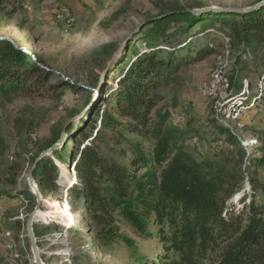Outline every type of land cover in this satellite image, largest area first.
Returning <instances> with one entry per match:
<instances>
[{
	"label": "trees",
	"instance_id": "16d2710c",
	"mask_svg": "<svg viewBox=\"0 0 264 264\" xmlns=\"http://www.w3.org/2000/svg\"><path fill=\"white\" fill-rule=\"evenodd\" d=\"M191 10L169 6L145 22L116 68V85L107 88L105 103L66 127L63 146L38 162L34 177L43 197L46 186L51 192L60 190L56 183L59 166L71 165L67 169H72L77 181L71 185L68 181L63 187L71 202H78L80 210L90 216L106 249L123 244L135 250V240L121 233V225L145 240L151 237L153 225L163 246L162 264H264V180L259 178V172H264V129L256 133L261 144L256 148L258 155L243 171L246 153L236 126L215 119L216 127L239 149L238 154L230 152L219 162H199L182 148L179 127L156 111V91L168 86L181 69L212 55L207 38L216 36L217 25L227 38V48L236 52L237 74L233 83L228 81L230 91H235L233 79L237 76L260 75L264 71V8L246 15L195 16ZM14 11L12 0H0L1 18L9 19ZM195 29L198 31L191 34ZM117 51L116 44H108L99 55L107 63ZM44 68L14 42L0 40L1 96L42 97L61 88L77 89L63 80L50 85L52 72ZM100 78L96 75V84ZM152 114L155 118H150ZM77 115L71 112L69 121ZM64 128L53 130L39 142L32 168L40 154L59 141ZM147 144L149 148L144 146ZM246 178L251 201L246 203L245 194L239 200L241 208L227 212L228 201L242 194ZM28 196L36 201L30 191ZM43 199L44 208L48 198ZM21 221L18 226L23 225ZM40 227L34 225L39 246L47 232Z\"/></svg>",
	"mask_w": 264,
	"mask_h": 264
},
{
	"label": "rangeland",
	"instance_id": "374dc122",
	"mask_svg": "<svg viewBox=\"0 0 264 264\" xmlns=\"http://www.w3.org/2000/svg\"><path fill=\"white\" fill-rule=\"evenodd\" d=\"M12 1L14 14L7 20L0 17V39L13 41L25 49V53L33 55V60L39 59L52 72L50 85H59L63 77L86 88H61L44 93L42 97L6 98L0 95V264H35L27 239V221L36 201L28 196L31 190L27 177L39 142L49 138L53 130L65 127L71 121V112L84 113L74 122L77 124L92 108L105 103L106 90L116 85V68L128 51L129 45L125 47L124 44L142 23L150 21L163 8L178 6L191 10L198 6H215L243 9L260 0ZM61 9L66 10L70 21L63 22L58 14ZM216 30V36L207 38L212 44V55L181 69L168 86L156 91L159 97L156 111L169 116L170 124L179 127L182 148L199 162H219L230 152L238 154L239 149L215 125V119L223 120L224 117L223 121L229 127H237L240 147H244L246 153L242 163L245 171L248 161L258 155L257 146H261L256 133L264 129V89L258 85L264 71L248 78L237 76L233 79L235 91L226 95L228 81L233 83L232 78L237 74L234 68L236 52L227 48L226 37L220 34L219 25ZM197 31L195 29L191 34ZM108 44H116L118 51L106 63L99 53ZM96 75H101L99 84L95 82ZM213 75L219 82L218 89L210 92V98L202 97L204 84ZM242 86L247 88L243 91ZM241 90L243 93L239 95ZM222 95L226 96L218 105H213L212 99ZM243 101L246 103L242 110L244 115L236 118L233 112ZM144 146L149 148L150 144ZM64 165L59 166V176L63 172L71 185L77 181L75 173L67 169L71 165ZM259 178L264 180V172H259ZM59 188L57 192H51L49 186L44 188L43 197L48 200L42 212L48 219L37 223L43 226L41 229H47L39 246L44 264H162L164 252L156 226H150L152 235L145 240L135 236L128 226L121 225V233L135 240V250H129L123 244L106 249L91 226L90 216L80 210L78 202H71L65 187ZM245 194L248 204L252 191L247 178L242 194L228 201L227 212L238 211L241 208L239 200ZM257 200H261V193ZM19 221L23 225L18 226Z\"/></svg>",
	"mask_w": 264,
	"mask_h": 264
},
{
	"label": "water",
	"instance_id": "95a60500",
	"mask_svg": "<svg viewBox=\"0 0 264 264\" xmlns=\"http://www.w3.org/2000/svg\"><path fill=\"white\" fill-rule=\"evenodd\" d=\"M264 8V0L260 1L259 3L251 6V7H247V8H243V9H238V8H222V7H206V8H196L190 11L191 14L198 16V15H203V14H215V15H224V14H238V15H246L248 13H251L253 11L259 10ZM162 19V18H159ZM145 23H142L138 29H136L132 35L128 38V40L126 41V43L124 44V46H128L131 42V40L135 37V35H137L141 29L144 27ZM3 40V39H0ZM9 40V39H8ZM11 41V40H10ZM13 42V41H11ZM22 51L25 52V49L21 48ZM45 70H47L46 68H44ZM62 80L64 82H68L70 85H76L78 87H82L79 84H74L72 80H69L67 78H63ZM85 88V87H82ZM86 89V88H85ZM84 116V113L79 114L77 116H75L73 119H71V121L65 126L64 130L62 131L61 137L59 139V141L54 144L51 148H49L48 150L44 151L43 153L40 154L39 158L36 160L35 165L33 166L31 172L28 174V185L29 187L32 189L33 191V195L35 197L36 200V207L34 209V211L30 214L29 219L27 221V235H28V240L30 242L31 248H32V253H33V257H34V263L35 264H43L42 258H41V254H43V251L40 250L39 248V244H38V239L36 238L35 234H34V225L37 223V221L39 220V216H40V212L42 210L43 207V202L44 199L42 197V194L38 188V184L37 181L34 177V170L38 164V162L45 158V157H52L54 152L57 151L58 149H60L65 140H66V127L70 124V123H74L76 120L82 118ZM58 184L61 186L66 185V183L68 181H64L63 175L61 174L58 178Z\"/></svg>",
	"mask_w": 264,
	"mask_h": 264
},
{
	"label": "built area",
	"instance_id": "2783aa9c",
	"mask_svg": "<svg viewBox=\"0 0 264 264\" xmlns=\"http://www.w3.org/2000/svg\"><path fill=\"white\" fill-rule=\"evenodd\" d=\"M58 14L61 15V19H63V22H68L70 21V17L68 16V13L66 12V10H59ZM205 93H201L202 97H206V98H210V92L213 91V89H218V85L219 82H217L215 80V75L211 76L209 78V81L206 82L205 84ZM230 87L227 89L226 95L228 94V92L230 91ZM226 95H222L219 99H212L213 100V105H218L219 101L221 100L222 97L226 96ZM236 110V109H235ZM239 114L240 117H242L244 115V111L243 113H236ZM32 141H34V137H32ZM195 144V143H194Z\"/></svg>",
	"mask_w": 264,
	"mask_h": 264
},
{
	"label": "bare ground",
	"instance_id": "6f19581e",
	"mask_svg": "<svg viewBox=\"0 0 264 264\" xmlns=\"http://www.w3.org/2000/svg\"><path fill=\"white\" fill-rule=\"evenodd\" d=\"M27 54H29L30 56H31V58H34V56L33 55H31L29 52H26ZM260 81H259V87H261V89H264V86H263V83H264V76L261 78V79H259ZM261 84V85H260ZM246 87V86H245ZM244 87V88H245ZM247 88V87H246ZM244 109V107H240L238 110H236L235 112H233V116L234 117H236V118H239L240 117V115L239 114H236V113H243V110ZM218 120H219V118H218ZM221 123H223L224 125H226V126H228L227 125V123H225L223 120H219ZM28 179V178H27ZM30 188V187H29ZM30 190H31V192H32V194H33V191H32V189L30 188ZM47 219H48V217L46 216V215H44L43 214V212H42V210H41V212H40V216H39V220L37 221V223H39V222H47ZM36 223V224H37ZM28 237V236H27ZM24 238V237H23ZM44 264V263H43Z\"/></svg>",
	"mask_w": 264,
	"mask_h": 264
},
{
	"label": "crops",
	"instance_id": "0c3cea01",
	"mask_svg": "<svg viewBox=\"0 0 264 264\" xmlns=\"http://www.w3.org/2000/svg\"><path fill=\"white\" fill-rule=\"evenodd\" d=\"M14 220H15V218H14ZM17 224H19V222H17ZM21 225V224H20Z\"/></svg>",
	"mask_w": 264,
	"mask_h": 264
}]
</instances>
